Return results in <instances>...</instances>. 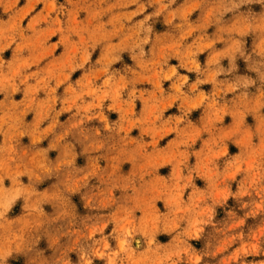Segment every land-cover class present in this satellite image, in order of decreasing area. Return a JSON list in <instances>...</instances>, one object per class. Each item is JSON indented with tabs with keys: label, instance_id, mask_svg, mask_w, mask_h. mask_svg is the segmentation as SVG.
Returning a JSON list of instances; mask_svg holds the SVG:
<instances>
[{
	"label": "clouds",
	"instance_id": "clouds-1",
	"mask_svg": "<svg viewBox=\"0 0 264 264\" xmlns=\"http://www.w3.org/2000/svg\"><path fill=\"white\" fill-rule=\"evenodd\" d=\"M0 264H264V0H0Z\"/></svg>",
	"mask_w": 264,
	"mask_h": 264
},
{
	"label": "rangeland",
	"instance_id": "rangeland-1",
	"mask_svg": "<svg viewBox=\"0 0 264 264\" xmlns=\"http://www.w3.org/2000/svg\"><path fill=\"white\" fill-rule=\"evenodd\" d=\"M196 115H198V114H194V116H196ZM113 118H115V117L113 116ZM232 151H235V149H232ZM163 171H167V170H163ZM161 239L163 240L165 238L161 237Z\"/></svg>",
	"mask_w": 264,
	"mask_h": 264
}]
</instances>
